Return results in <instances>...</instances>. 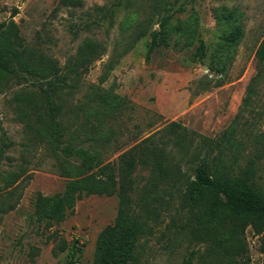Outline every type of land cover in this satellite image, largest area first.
Listing matches in <instances>:
<instances>
[{
	"label": "rangeland",
	"instance_id": "rangeland-1",
	"mask_svg": "<svg viewBox=\"0 0 264 264\" xmlns=\"http://www.w3.org/2000/svg\"><path fill=\"white\" fill-rule=\"evenodd\" d=\"M166 16L168 44L147 60L151 37L135 41L136 34L142 28L159 31ZM11 22L22 47L54 60L62 75L77 67L86 40L103 45L99 60L69 75L67 84L76 88L63 87L57 99L75 144L101 142L108 163L153 136L167 164L180 165L192 177L195 161L173 148L170 132H159L173 122L208 138L220 139L229 131L242 146L241 163L257 162L264 190V66L257 58L264 40V0H79L76 6L0 0V30ZM238 26L243 30L238 43L225 42ZM9 86L0 92V264H94L97 238L115 223L120 197L87 196L64 221H37V194L62 193L71 178L60 173L53 148L22 121L15 102L22 86L17 81ZM102 95L122 98L113 116L102 113L100 125L82 113L75 117L74 110L82 112L90 99ZM67 167L85 174L77 163ZM130 180L135 202L156 181L150 167L142 166ZM173 190L159 183L151 195L158 201L147 200L158 215L149 220L152 233L140 241L137 264H208L204 245L193 239L186 217L177 212ZM246 236L252 263L264 264L259 237L250 231Z\"/></svg>",
	"mask_w": 264,
	"mask_h": 264
},
{
	"label": "trees",
	"instance_id": "trees-1",
	"mask_svg": "<svg viewBox=\"0 0 264 264\" xmlns=\"http://www.w3.org/2000/svg\"><path fill=\"white\" fill-rule=\"evenodd\" d=\"M56 1L64 6H76L79 2ZM169 21L170 16L164 17L159 23V31L138 30L135 41L147 35L151 37L147 60L157 47L168 44ZM242 35L243 30L238 26L224 37V41L235 45ZM204 49L201 43L199 50L203 55ZM104 53L101 43L86 40L75 64L87 70ZM257 58L264 66V40L257 51ZM77 67H71L62 75L54 60L22 47L19 30L13 22L0 30V92L10 89L11 81L22 86L15 93L22 121L35 136L53 148L60 173L71 178L62 193L52 196L37 194V221L60 223L84 197L118 194V216L114 224L99 234L94 264H137L140 241L152 233L149 220L158 215L156 209L151 208L158 197L151 195L156 193L159 183L170 184L173 194L177 195V212L186 217L185 225L193 239L205 247L202 258L206 263L253 264L246 234L250 231L259 237L260 250L264 253V190L257 162L248 158L244 164L241 163L245 159L241 154L242 146L234 140L231 132L226 131L220 139L208 138L176 122L159 132H170L173 148L182 154V158L190 156V162L195 161L192 177H187L180 165L170 167L167 164L162 149L158 150L153 144V136L120 154L117 162L106 163L103 152L99 150L103 145L101 142L88 147L75 144L72 134H67L69 128L64 124L63 106L57 102L63 87L76 88V85L69 87L67 80L71 73H77ZM19 92L25 94L20 95ZM122 101L119 96L102 95L98 101L90 99L82 112H72L75 117L82 113L85 120L96 119L100 125L102 113L113 116V110H119ZM104 106L109 111L102 112ZM65 135L68 138L63 140ZM95 135L100 136L97 131ZM74 163L85 171L84 175L69 170L67 165ZM138 166L150 167L156 181L150 188L145 187L135 202L130 192V177ZM148 199H152V203H148Z\"/></svg>",
	"mask_w": 264,
	"mask_h": 264
}]
</instances>
